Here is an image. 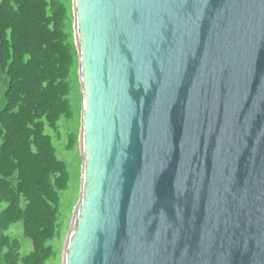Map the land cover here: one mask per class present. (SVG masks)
<instances>
[{
  "label": "water",
  "instance_id": "obj_1",
  "mask_svg": "<svg viewBox=\"0 0 264 264\" xmlns=\"http://www.w3.org/2000/svg\"><path fill=\"white\" fill-rule=\"evenodd\" d=\"M82 174L62 264H264V0H73Z\"/></svg>",
  "mask_w": 264,
  "mask_h": 264
},
{
  "label": "trees",
  "instance_id": "obj_2",
  "mask_svg": "<svg viewBox=\"0 0 264 264\" xmlns=\"http://www.w3.org/2000/svg\"><path fill=\"white\" fill-rule=\"evenodd\" d=\"M51 7L46 0H0V60L9 82L15 84L10 107L0 116V133L5 137L0 144V203L8 205L0 228L24 222L35 245L34 253L23 261L17 254L8 255L10 264H44L54 255L49 242L60 223L58 191L68 185L67 180L61 182L62 162L56 159L55 148L40 125L54 123L69 110L59 98L63 87L57 84L67 76L68 65L64 60L58 66L50 65L53 57L52 62L61 56L53 45L62 41L53 37L58 21ZM30 137L36 142L32 156L28 154ZM15 175L13 189L11 178ZM52 177L57 179L56 188ZM22 198L27 202L25 208Z\"/></svg>",
  "mask_w": 264,
  "mask_h": 264
},
{
  "label": "rangeland",
  "instance_id": "obj_3",
  "mask_svg": "<svg viewBox=\"0 0 264 264\" xmlns=\"http://www.w3.org/2000/svg\"><path fill=\"white\" fill-rule=\"evenodd\" d=\"M47 4L51 5V12L54 13L58 21L57 29L53 32V37L62 38V41L56 42L53 49L61 56L50 64L59 65L64 60L68 65L66 77L58 79L57 84L63 87L59 96L60 99L66 101L69 105L67 113L61 114L57 121L48 123L44 121V134L49 137L53 147L55 148L56 159L61 163L62 183L68 181L67 187L64 190H59V226L56 231V236L50 240L49 245L53 249L54 255L44 264H62L63 250L66 238L69 232L75 207L79 201L81 174H82V159L80 153V131H81V87L79 80V57L76 46L75 29H74V12L73 0H46ZM61 22V24L59 23ZM63 44V45H62ZM36 52L37 49H36ZM40 55H38L39 57ZM40 58V57H39ZM36 59V58H35ZM34 59V60H35ZM47 63V62H46ZM47 65V68L50 67ZM51 68V67H50ZM64 80V81H63ZM31 85V84H30ZM15 84L9 82L8 71L0 60V116L10 107L11 92L14 90ZM12 90V91H11ZM29 118L31 115H28ZM34 119V118H33ZM33 130V129H32ZM31 131V135H33ZM4 135L0 133V144L3 143ZM29 149L31 156L35 154L36 142L30 137ZM35 142V143H32ZM67 174L64 171V168ZM14 181L12 188L16 186L17 176L11 178ZM52 186L56 188L57 179L52 177ZM21 206L25 208L27 202L22 198ZM8 207L6 203H0V220L2 212ZM1 223V221H0ZM8 243V244H7ZM35 250L34 241L26 234L25 223L17 222L6 229L0 228V264H10L8 255L17 254L20 261L30 257Z\"/></svg>",
  "mask_w": 264,
  "mask_h": 264
}]
</instances>
